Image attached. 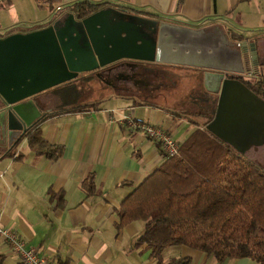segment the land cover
Listing matches in <instances>:
<instances>
[{
	"label": "crops",
	"instance_id": "crops-1",
	"mask_svg": "<svg viewBox=\"0 0 264 264\" xmlns=\"http://www.w3.org/2000/svg\"><path fill=\"white\" fill-rule=\"evenodd\" d=\"M78 1L0 0V37L46 24ZM90 1L192 28L219 26L244 40L253 37L247 35L249 28L264 24V0ZM256 64L251 61L248 68ZM143 67L163 73L173 68L201 71L162 63ZM58 87L37 96L43 115L36 126L49 144L62 146V154L57 159L36 155L23 138L14 155L0 158V227L17 233L48 264H155L147 245L136 244L143 223L134 220L118 227L116 210L166 157L141 130L126 127L123 118L129 113L137 121L162 127L180 144L192 124L179 110L157 102L153 85L134 82V92H115L82 110L62 107ZM0 147L11 148L7 131L0 132ZM18 154L22 158L17 159ZM89 176L95 190L87 195L82 182ZM0 251L3 264H22L2 246L1 237ZM161 257L163 262L188 257L189 264H258L246 257L220 262L180 245L165 247Z\"/></svg>",
	"mask_w": 264,
	"mask_h": 264
},
{
	"label": "water",
	"instance_id": "water-1",
	"mask_svg": "<svg viewBox=\"0 0 264 264\" xmlns=\"http://www.w3.org/2000/svg\"><path fill=\"white\" fill-rule=\"evenodd\" d=\"M244 47H233L219 26L192 28L112 7L82 18L62 12L37 29L0 37V132L14 146L43 115L40 93L127 59L203 70L205 90L218 95L205 129L245 156L264 142V101L226 76L245 71Z\"/></svg>",
	"mask_w": 264,
	"mask_h": 264
},
{
	"label": "trees",
	"instance_id": "trees-1",
	"mask_svg": "<svg viewBox=\"0 0 264 264\" xmlns=\"http://www.w3.org/2000/svg\"><path fill=\"white\" fill-rule=\"evenodd\" d=\"M105 5L81 0L68 5L65 10L82 18ZM228 31L226 33L232 38L242 37ZM261 65L263 72L247 85L264 97V62ZM92 80L101 82L92 72L56 88L62 107L76 102L68 101L69 96H81L78 81ZM200 85L202 95L198 107L179 110L198 129L181 143L177 156L167 158L120 203L116 210L117 226L141 221L143 230L136 244L147 245L155 264H189L188 257L162 261L163 249L175 245L202 251L220 262L246 257L264 264V167L202 128L212 120L217 98L205 90L203 83ZM106 87L115 90L111 85ZM96 103L84 104L81 108L74 106L73 109L94 107ZM23 138L36 155L57 159L62 154V146L49 144L34 125L11 148L0 147V158L14 155L15 147ZM20 158L22 155L18 154L17 159ZM82 187L87 195L92 194L95 190L93 178L89 176L83 180ZM3 261L4 254L0 251V264Z\"/></svg>",
	"mask_w": 264,
	"mask_h": 264
},
{
	"label": "rangeland",
	"instance_id": "rangeland-1",
	"mask_svg": "<svg viewBox=\"0 0 264 264\" xmlns=\"http://www.w3.org/2000/svg\"><path fill=\"white\" fill-rule=\"evenodd\" d=\"M263 34H264V24L260 26H256L254 28H249L247 32V35L249 36H259ZM263 38L264 37L261 38L259 37L256 45L258 48L257 52L260 53L261 56L264 55ZM116 70H117L116 68H111L107 70L106 73L112 74L116 72ZM186 70L187 69L173 68L172 71H168L166 73L163 72H159L156 74L153 73L152 77L145 76L144 74L143 78L140 77V80H142L141 84L143 85L148 84V86L150 85L155 86V93L152 92V95L155 98V100L159 103H166L169 107L175 108L176 110L193 109V108L195 109L198 107L197 103H201L200 97L202 95V91H201L202 86L200 84L203 83L202 74H200L201 72L199 70L196 71L189 69H188L189 71ZM91 73L89 72V73L81 74L79 78ZM77 84L80 85V87L79 86L78 87L81 88L80 91L81 96L77 98L74 96L72 97V95L69 96L71 98H69L68 101L73 102L76 100V102L73 105L71 104L67 105V106H71L70 108L72 109L75 107L81 108L84 104L98 102L103 98L108 97L111 94H114L115 92H124V93L130 92L132 90L134 81L133 80H130L129 82L126 81L124 90L121 89L117 90L115 88H114L115 90L109 89L106 87V84L103 81L100 82L96 80H92L89 82L78 81ZM212 94L217 95L216 93H212ZM142 96L143 95H141V97ZM190 126L191 128L184 131L185 132L184 134H186L187 136L190 135L192 131L198 129L194 125H190ZM202 128L205 129V126H203ZM245 157L249 160L252 159V161H255L256 163L259 162L261 165L264 166V150L260 153L258 150L256 152L251 151L248 153L249 158L246 155Z\"/></svg>",
	"mask_w": 264,
	"mask_h": 264
},
{
	"label": "flooded vegetation",
	"instance_id": "flooded-vegetation-1",
	"mask_svg": "<svg viewBox=\"0 0 264 264\" xmlns=\"http://www.w3.org/2000/svg\"><path fill=\"white\" fill-rule=\"evenodd\" d=\"M227 38L232 43V46L236 47V48L238 47V44L245 42V47H244L245 52L243 53V60L245 63V71L242 74L227 73L226 76L229 78L239 79L240 81H242L247 86V88L252 92L253 95H255L256 97H258L264 101L263 96L255 93L247 85L248 81H251L252 79L257 80L258 75H260L263 72L262 65L259 66L260 61H258V60H261L262 61L261 63H263L264 62V55L261 56L260 53L257 52L258 48L256 46L259 38L256 36H253L247 40H244L243 38H238V39L235 37L232 38L228 35H227ZM263 40H264V38H263ZM253 56H255V58H253ZM132 61L133 60L123 59V60L117 61L115 63H112L110 65H107L103 68L97 69L93 72L106 85H111L117 90H119V89L124 90L125 89L124 85H125L126 81L129 82L130 80H133L134 82H142V80H140V77L143 78L144 74H145V76L152 77L153 73L154 74L159 73V71L157 72L154 70H147L146 68L143 67V66H145L144 63L139 64V63L132 62ZM251 61L257 62L255 68H253V69L248 68L249 67L248 63ZM150 63H154V62H150ZM111 68H116L117 69L116 72H114L112 74L106 73V71L111 69ZM201 71L203 72V70H201ZM87 73H89V72H87ZM81 74H85V73H80L79 76ZM79 76L77 78H79ZM77 78H75L73 80H76ZM73 80H71V81H73ZM216 97L218 99V95H216ZM41 110H43V108ZM257 150L259 151V153L264 150V142L260 145H254V144L250 145L246 149L245 155L247 156L249 152H251V151L256 152ZM257 164L261 165L259 162H257ZM261 166H263V165H261Z\"/></svg>",
	"mask_w": 264,
	"mask_h": 264
},
{
	"label": "built area",
	"instance_id": "built-area-1",
	"mask_svg": "<svg viewBox=\"0 0 264 264\" xmlns=\"http://www.w3.org/2000/svg\"><path fill=\"white\" fill-rule=\"evenodd\" d=\"M123 124L129 129L141 130L148 138L156 142L166 159L179 154L181 144L164 128L137 121L129 113L124 116ZM0 237L2 246L16 254L22 264H48L35 249L27 247L25 241L17 233L0 227Z\"/></svg>",
	"mask_w": 264,
	"mask_h": 264
}]
</instances>
